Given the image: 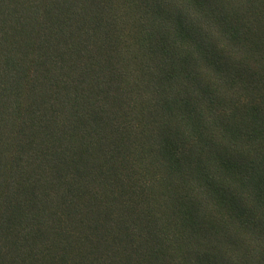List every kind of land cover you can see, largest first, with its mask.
Masks as SVG:
<instances>
[{
    "label": "trees",
    "instance_id": "trees-1",
    "mask_svg": "<svg viewBox=\"0 0 264 264\" xmlns=\"http://www.w3.org/2000/svg\"><path fill=\"white\" fill-rule=\"evenodd\" d=\"M0 264H264V0H0Z\"/></svg>",
    "mask_w": 264,
    "mask_h": 264
},
{
    "label": "snow or ice",
    "instance_id": "snow-or-ice-1",
    "mask_svg": "<svg viewBox=\"0 0 264 264\" xmlns=\"http://www.w3.org/2000/svg\"><path fill=\"white\" fill-rule=\"evenodd\" d=\"M97 2L99 3V2H101V0H97ZM174 13H169V15L171 16V15H173ZM199 37H194V40H196V41H199Z\"/></svg>",
    "mask_w": 264,
    "mask_h": 264
}]
</instances>
